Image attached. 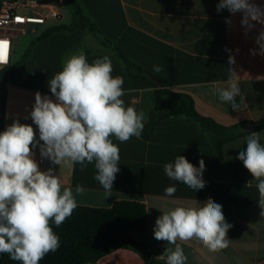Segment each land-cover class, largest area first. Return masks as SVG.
Returning <instances> with one entry per match:
<instances>
[{"label":"crops","instance_id":"obj_1","mask_svg":"<svg viewBox=\"0 0 264 264\" xmlns=\"http://www.w3.org/2000/svg\"><path fill=\"white\" fill-rule=\"evenodd\" d=\"M80 1L104 36L144 69L173 88L190 94L201 115L224 126L264 120V55L252 54V51L259 52L256 37L264 31V24H255L245 34L242 14L233 15L227 9L217 12L219 0ZM254 2L264 6V0ZM25 11L35 12L32 8ZM38 26L43 25L30 24L28 32L39 33L42 28L38 29ZM18 35L21 34H13L8 64L19 60L15 57L14 42ZM83 41V32L76 30L70 34L50 35L32 47L16 76L0 88V133L18 119L22 124L31 125L39 139L38 128L30 118L35 93L39 91L42 96H51L49 80L62 70V58L81 51ZM105 55L111 59L113 77L124 79L122 99L125 106L143 110L148 117L155 103L152 87L132 77L111 55L93 52L86 57L91 63ZM230 55L235 60L232 65L228 63ZM154 65H160L163 71L155 72ZM229 68L236 73L241 88L243 104L240 111H233L230 104L222 102L215 94L216 87L227 86ZM236 100L239 103L240 97ZM253 132H258L264 143V130L256 131L255 128ZM250 133L226 143L219 163H215V154L199 123L192 119L167 118L155 127L148 141L132 137L120 143L112 137L120 149V171L113 183L112 196L107 198H104L102 186L94 179V163L83 172L79 164L55 165L40 156L39 146L33 149V158L41 171L53 168L63 185L71 187L74 194L76 185L84 187V195L77 196L78 206L109 208L120 200L143 203L146 228L132 237L147 246L157 260L165 248L174 247L154 238L155 221L162 212L177 206H198L211 198L222 205L225 220L232 225L227 233L229 246L211 252L196 239L177 241L188 257L187 264H264V216L260 215L257 203V181L237 159L238 153L246 148L245 137ZM178 155L185 156L196 167L201 159L204 160L205 188L194 192L166 176L164 164L173 162ZM249 181L251 187L247 186ZM172 185L177 189L175 194L166 196L165 189ZM97 264L143 262L131 250L116 249Z\"/></svg>","mask_w":264,"mask_h":264},{"label":"clouds","instance_id":"obj_2","mask_svg":"<svg viewBox=\"0 0 264 264\" xmlns=\"http://www.w3.org/2000/svg\"><path fill=\"white\" fill-rule=\"evenodd\" d=\"M223 9L233 15L242 14L245 34L255 24H264V6H257L254 0H219L217 12ZM226 22L230 23L227 18ZM256 44L259 52L252 54L264 55V31L256 37ZM228 63H235L233 56H229ZM153 70L163 71L160 65H154ZM112 72L107 55L89 63L83 50L68 54L62 58V70L49 80L51 96L35 93L30 118L38 128L39 139L31 125L18 119L0 133V254H7L19 264H39L48 253L56 252L60 237L51 224L60 227L77 209V196L86 191L78 184L74 194L51 167L41 171L33 158L37 146L40 156L55 165L79 164L83 172L94 163V179L102 186L104 198L112 196L120 171V149L112 137L120 143L132 137L140 139L148 120L143 110L125 106L124 79L113 77ZM229 73L227 86L216 87L215 94L233 111H240L241 88L232 68ZM245 140L246 148L237 159L257 181V203L260 215L264 216V143L258 132L250 133ZM204 171L203 159L196 167L183 155L164 164L169 179L194 192L206 187ZM247 186H252L251 181ZM176 190L175 185L169 186L165 195L173 196ZM231 227L222 205L211 198L198 206L163 211L155 221L153 235L174 247L165 248L157 258L164 264H187L188 257L177 241L192 239L211 252L225 249L229 246L227 233Z\"/></svg>","mask_w":264,"mask_h":264},{"label":"trees","instance_id":"obj_3","mask_svg":"<svg viewBox=\"0 0 264 264\" xmlns=\"http://www.w3.org/2000/svg\"><path fill=\"white\" fill-rule=\"evenodd\" d=\"M61 1L71 13L70 22L63 24L56 20L43 25L38 35L31 39L22 57L17 62L0 68L1 85L16 76L34 45L50 35L70 34L79 30L85 36L81 46L85 55L93 52L111 55L121 62L132 77L141 79L152 87L155 103L149 112L141 136L144 141H148L155 127L167 118L192 119L199 123L215 154V163H219L223 158V146L246 134L240 131L246 122L224 126L212 118L201 115L196 110L190 94L173 88L170 83L133 61L116 43L103 35L80 0ZM88 37H91L99 48L94 50L87 48L86 44L91 43ZM254 125L256 131L264 130V120H259ZM146 223L145 205L137 201L120 200L109 208L78 206L60 227L51 224L54 232L60 237V247L56 252L48 253L39 264H97L116 249L135 252L143 264H164V261L157 260L150 254L147 246L136 242L132 237L134 233L143 232ZM0 264L19 262L12 260L7 254H0Z\"/></svg>","mask_w":264,"mask_h":264},{"label":"built area","instance_id":"obj_4","mask_svg":"<svg viewBox=\"0 0 264 264\" xmlns=\"http://www.w3.org/2000/svg\"><path fill=\"white\" fill-rule=\"evenodd\" d=\"M58 1H45L40 5H27L19 0L0 1V41L7 42L0 47V65H7L11 55V44L14 33L26 34L30 24L45 25L50 21L60 19ZM28 8L34 9L33 15H28Z\"/></svg>","mask_w":264,"mask_h":264},{"label":"rangeland","instance_id":"obj_5","mask_svg":"<svg viewBox=\"0 0 264 264\" xmlns=\"http://www.w3.org/2000/svg\"><path fill=\"white\" fill-rule=\"evenodd\" d=\"M22 3H28V4H38L40 2H44V1H48V0H19ZM59 12L61 14V17L59 19L60 23L63 24H68L71 20V13L70 11L63 5V3L60 5L59 7ZM28 15H33V13H27ZM53 22V21H52ZM55 22V21H54ZM51 23V21H50ZM42 28L41 26H38V29ZM38 33H32V31H29L27 34L25 35H18L16 37V39L14 40L15 42V51H16V58L20 59L23 55V53L25 52V50L27 49L28 46V42L31 40V38H33L35 35H37ZM23 42L22 44H20V42ZM88 41L91 43H87L86 47L89 49H97L99 48L97 43H95L91 37H88ZM1 67V66H0Z\"/></svg>","mask_w":264,"mask_h":264},{"label":"water","instance_id":"obj_6","mask_svg":"<svg viewBox=\"0 0 264 264\" xmlns=\"http://www.w3.org/2000/svg\"><path fill=\"white\" fill-rule=\"evenodd\" d=\"M1 86L2 85L0 84V88ZM254 130H255V125L253 123H247L240 128V131L243 133L253 132Z\"/></svg>","mask_w":264,"mask_h":264},{"label":"snow or ice","instance_id":"obj_7","mask_svg":"<svg viewBox=\"0 0 264 264\" xmlns=\"http://www.w3.org/2000/svg\"><path fill=\"white\" fill-rule=\"evenodd\" d=\"M7 42H4V41H0V47H4L6 46Z\"/></svg>","mask_w":264,"mask_h":264},{"label":"bare ground","instance_id":"obj_8","mask_svg":"<svg viewBox=\"0 0 264 264\" xmlns=\"http://www.w3.org/2000/svg\"><path fill=\"white\" fill-rule=\"evenodd\" d=\"M0 58H1V59H4L3 56H2V54H0Z\"/></svg>","mask_w":264,"mask_h":264}]
</instances>
